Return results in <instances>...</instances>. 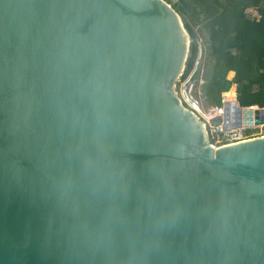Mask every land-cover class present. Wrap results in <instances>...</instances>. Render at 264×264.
<instances>
[{"label":"water","instance_id":"95a60500","mask_svg":"<svg viewBox=\"0 0 264 264\" xmlns=\"http://www.w3.org/2000/svg\"><path fill=\"white\" fill-rule=\"evenodd\" d=\"M189 44L164 0H0V264H264V138L208 145Z\"/></svg>","mask_w":264,"mask_h":264},{"label":"trees","instance_id":"16d2710c","mask_svg":"<svg viewBox=\"0 0 264 264\" xmlns=\"http://www.w3.org/2000/svg\"><path fill=\"white\" fill-rule=\"evenodd\" d=\"M174 6L177 12V6L182 9L179 15L190 39L182 78L193 72L195 79L198 74L199 68L194 66L202 49L198 47L199 34L193 29L196 26L205 35L208 56L213 60L211 68L206 67L213 77L205 76L202 97L208 104L219 106L221 103L211 100L209 90L229 104L235 97L241 107L263 108L264 0H177ZM248 8L255 10L256 17L244 14Z\"/></svg>","mask_w":264,"mask_h":264},{"label":"built area","instance_id":"2783aa9c","mask_svg":"<svg viewBox=\"0 0 264 264\" xmlns=\"http://www.w3.org/2000/svg\"><path fill=\"white\" fill-rule=\"evenodd\" d=\"M183 70L177 77L174 83V92L179 100L180 105L191 114L198 117L201 121L203 128L206 132L207 129H212L211 136L212 140L208 142L209 146H231L241 142H244L245 138L241 136V132L246 130L247 128L241 129H230L223 130V128L219 126H215L211 124L209 121L212 118V110L211 108H204L201 104V92H196V81L192 79L193 72L190 73L186 78H182ZM224 98L221 99V104L219 106H215L218 115H223V103ZM257 107V106H251ZM264 127V125H263ZM250 129V128H249ZM264 137V136H261ZM244 138V139H242ZM247 138V137H246Z\"/></svg>","mask_w":264,"mask_h":264},{"label":"rangeland","instance_id":"374dc122","mask_svg":"<svg viewBox=\"0 0 264 264\" xmlns=\"http://www.w3.org/2000/svg\"><path fill=\"white\" fill-rule=\"evenodd\" d=\"M164 1L169 6H171V8L175 7L174 5L177 4V0H164ZM177 7L179 9V6H177ZM177 13L180 14L179 12H177ZM244 14L246 16H249V17H256L255 10H253L251 8L246 9ZM179 17H180V15H179ZM193 29H194L195 32H198V34H199L198 35V47H200L202 49V51H198L196 64L194 66L195 70L197 68H199L198 74L196 75V78L193 79V80L196 81V85H195L196 92L199 93V92H201L202 85H204V83L206 82L205 81V79H206L205 76L207 75L206 77H208V78L213 77V74H212V76L210 74H207V69H206V67L211 68V63H212L213 60H212V58H210L208 56L207 43L205 41L206 40L205 35L200 32V29L198 27L195 26ZM232 78L230 80L227 79V78H223L222 80L231 81ZM231 85H234V84H231ZM208 95L211 97V100L215 104L221 103L220 102V96L221 95L220 96H218L216 94L214 95V94H212V92H209V90H208ZM200 97H201L202 101H204V98L202 97V95ZM203 104L204 105H208L207 101H204ZM211 132H212V129H207L206 132H205L206 133L205 140H207L208 142H210L212 140ZM241 136L245 138V139L242 138V139H244V140H242L244 142L247 141V140H253V139L260 138L261 136H264V127L263 126H258V127H254V128L243 130L241 132Z\"/></svg>","mask_w":264,"mask_h":264},{"label":"bare ground","instance_id":"6f19581e","mask_svg":"<svg viewBox=\"0 0 264 264\" xmlns=\"http://www.w3.org/2000/svg\"><path fill=\"white\" fill-rule=\"evenodd\" d=\"M218 114H219V113H218ZM219 116H220V117H222V115H221V114H220ZM220 126H221V125H220ZM260 138H264V137H260ZM247 141H249V140H247Z\"/></svg>","mask_w":264,"mask_h":264},{"label":"crops","instance_id":"0c3cea01","mask_svg":"<svg viewBox=\"0 0 264 264\" xmlns=\"http://www.w3.org/2000/svg\"><path fill=\"white\" fill-rule=\"evenodd\" d=\"M233 75H234V73H233ZM223 97H221V99H222ZM234 100H235V97H234Z\"/></svg>","mask_w":264,"mask_h":264},{"label":"clouds","instance_id":"9594fccd","mask_svg":"<svg viewBox=\"0 0 264 264\" xmlns=\"http://www.w3.org/2000/svg\"><path fill=\"white\" fill-rule=\"evenodd\" d=\"M236 100V99H235ZM215 107V106H214Z\"/></svg>","mask_w":264,"mask_h":264},{"label":"flooded vegetation","instance_id":"af4514ba","mask_svg":"<svg viewBox=\"0 0 264 264\" xmlns=\"http://www.w3.org/2000/svg\"><path fill=\"white\" fill-rule=\"evenodd\" d=\"M246 137V136H245Z\"/></svg>","mask_w":264,"mask_h":264}]
</instances>
